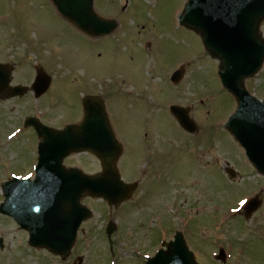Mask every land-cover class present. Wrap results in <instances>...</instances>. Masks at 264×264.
Returning a JSON list of instances; mask_svg holds the SVG:
<instances>
[{"label":"rangeland","instance_id":"rangeland-1","mask_svg":"<svg viewBox=\"0 0 264 264\" xmlns=\"http://www.w3.org/2000/svg\"><path fill=\"white\" fill-rule=\"evenodd\" d=\"M187 1L97 0V12L118 20L120 28L111 37L91 40L48 0H0V62L15 65L14 85L31 87L34 65L53 78L50 91L39 99L31 92L0 104V185L10 172H34L37 139L23 132L27 117L62 128L81 119L82 99L95 94L107 104L125 147L124 179L142 182L134 200L118 210L85 201L94 217L82 227L67 262L30 248L27 233L0 216V264H145L177 231L201 264H264V202L248 219L237 212L264 195V179L254 175L225 129L236 104L222 89L218 62L206 55L196 34L179 24ZM181 66L185 78L174 86L171 76ZM248 86L264 99V70ZM171 105L191 107L201 136L179 126ZM163 144L170 148L155 152ZM68 164L100 170L86 155ZM229 167L237 178H229ZM111 221L117 225L113 250L106 236ZM221 248L225 262L217 257Z\"/></svg>","mask_w":264,"mask_h":264},{"label":"water","instance_id":"water-1","mask_svg":"<svg viewBox=\"0 0 264 264\" xmlns=\"http://www.w3.org/2000/svg\"><path fill=\"white\" fill-rule=\"evenodd\" d=\"M64 18L92 36L110 34L116 24L100 18L93 0H53ZM264 20V0H189L181 24L201 35L206 50L220 60L219 76L224 87L237 99L238 111L228 123L238 142L245 148L255 167L264 174V103L250 96L244 81L253 77L264 62V40L259 28ZM11 67L0 65V95L11 82ZM50 78L39 72L33 89L44 94ZM24 95L22 87L12 89L10 97ZM81 124L63 131L46 128L36 119L34 126L42 142L39 145L37 177L33 182H12L5 189L6 202L0 211L12 216L30 233V244L46 248L65 260L74 246L82 222L92 214L81 205L85 196L101 198L118 206L129 199L134 185H125L116 169L121 146L116 141L101 100L84 101ZM182 122L189 123L177 114ZM91 152L103 167L97 176L80 171H65L62 160L72 153ZM260 201L250 202V212ZM113 229H108L109 236ZM148 264H196L183 236L167 245Z\"/></svg>","mask_w":264,"mask_h":264}]
</instances>
